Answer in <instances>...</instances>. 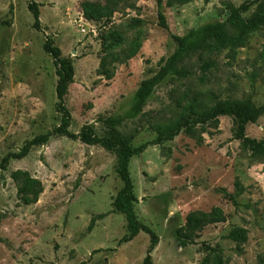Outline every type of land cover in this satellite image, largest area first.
Returning <instances> with one entry per match:
<instances>
[{
    "label": "rangeland",
    "instance_id": "obj_1",
    "mask_svg": "<svg viewBox=\"0 0 264 264\" xmlns=\"http://www.w3.org/2000/svg\"><path fill=\"white\" fill-rule=\"evenodd\" d=\"M35 1L40 30L28 0H0V164L34 138L50 135L0 170V264H143L147 233L120 243L127 222L113 207L123 187L116 153L54 133L62 120L55 108L59 77L44 45L52 39L74 65L75 82L66 97L70 131L91 124L104 136L111 131L107 120L123 116L141 83L177 50L174 36L223 22L227 5L249 0H193L174 7L163 0L168 30L159 26L157 0ZM84 4L116 12L89 20ZM257 7L243 17L249 19ZM113 33L121 44H112ZM134 41L140 50L127 59ZM206 60L214 65L203 71ZM186 67L189 76L168 77L138 118L115 125L133 148L153 142L154 127L181 118L195 100L201 109L227 99L263 105L264 27L243 47L193 55ZM235 130L234 118L221 116L218 124L198 126L193 135L181 132L131 159L137 217L160 240L154 264H203L219 253L223 264H264V156L245 149ZM246 135L264 139V115L247 125ZM215 210L221 222L186 229L189 216ZM234 228L246 230L245 243L227 238ZM180 229L193 240L185 248L177 239Z\"/></svg>",
    "mask_w": 264,
    "mask_h": 264
},
{
    "label": "trees",
    "instance_id": "obj_2",
    "mask_svg": "<svg viewBox=\"0 0 264 264\" xmlns=\"http://www.w3.org/2000/svg\"><path fill=\"white\" fill-rule=\"evenodd\" d=\"M191 2L193 0H167L166 5L168 7H174L176 5L183 6ZM255 4H258L257 10L249 19H245L243 13L249 11ZM163 6V0H157L159 26L168 30L169 25L166 15L163 12ZM28 8L33 13L35 19L34 27L40 30L39 4L35 0H28ZM227 9L229 15L225 21L205 24L197 29L190 30L184 36H174L178 45L177 50L168 59L161 62L160 70L153 77L141 83L134 95L131 108L123 116L107 120L111 131L104 136L96 134L91 124L83 126L77 134L70 131L72 117L66 107V97L69 93L70 85L75 82L74 65L70 59L62 57L61 49L55 46L52 39H47L44 45L45 51L54 59L59 77L56 86L57 103L55 108L62 116V120L60 126L55 129L54 133L71 140H79L89 146H100L110 152L116 153L118 158L116 173L121 179L123 187L114 198L113 207L116 212L125 216L127 222V235L123 237L120 243L131 242L141 232L147 233L150 236V244L143 264H154L152 253L157 248L160 240L159 236L149 226L140 222L135 211V204L138 203V198L134 191V183L130 173V162L134 156L144 152L149 145H161L163 142L174 140L181 132L193 135L198 126H202L204 129V126L208 123L218 124L221 116H231L234 118L236 125L235 137L242 141L245 149L251 151L253 156H264V139L256 140L246 135L247 125L256 123L264 115V104L256 106L250 101L227 99L201 109L198 101L195 100L185 107L181 118L155 126L154 131L157 134V138L153 142L144 144L138 148H133L129 139L114 130L115 125L121 123L123 120L138 118L143 113L148 100L155 90L168 77H188L190 71L186 67V61L190 57L208 52H219L228 47H243L250 34L258 32L264 27V0H249L239 7L229 4L227 5ZM83 11L87 19L100 20L102 18H111L116 12V9L107 7L104 12H98L91 9L89 4H84ZM112 38V44L119 45L122 43L120 35L113 33ZM140 47V43L134 41L126 55L127 59L135 57ZM213 65V61L206 60L201 65V69L207 71ZM49 136H38L29 141L20 152L6 155L1 161L0 170H7L10 160L26 158L32 147L44 144ZM238 192L239 194L242 193L243 188H239ZM226 195L235 200L234 195L228 193ZM223 218L222 213L218 210H215L211 214H193L188 218L186 229L192 231L198 227L221 222ZM94 222L92 221L89 227L90 230H93ZM227 238L237 243H245L247 241V232L242 228H234L227 235ZM177 239L179 246L183 248L193 243L191 237L181 229L177 233ZM203 264H223L221 253L215 254L212 258L207 257Z\"/></svg>",
    "mask_w": 264,
    "mask_h": 264
}]
</instances>
